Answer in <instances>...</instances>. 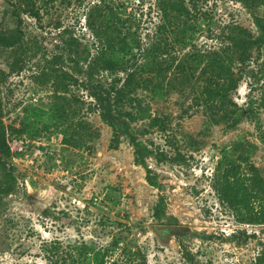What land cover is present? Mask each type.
Returning a JSON list of instances; mask_svg holds the SVG:
<instances>
[{
  "label": "rangeland",
  "instance_id": "1",
  "mask_svg": "<svg viewBox=\"0 0 264 264\" xmlns=\"http://www.w3.org/2000/svg\"><path fill=\"white\" fill-rule=\"evenodd\" d=\"M157 3L33 0L38 17L18 7L31 57L23 70L12 72V51H0V71L8 75L0 80V116L8 127L14 153L9 166L18 182L0 211V264H50L43 248L55 240L98 247L113 246L118 241L116 257L125 246L139 248L147 264H253L264 251V225L240 224L214 189L219 161L233 152L248 158L264 177L263 51H252L250 73L233 95L239 108L247 110L250 105L252 110L238 125L209 124L203 113L182 116L198 95L192 85L204 66L195 64L191 54L218 50L219 38L236 26L258 34L254 16L264 20V7L251 13L236 0H201L202 11L188 25L189 43L183 44L180 35L169 33L170 47L165 52L164 41L160 42L157 35L155 39L162 22ZM14 4L24 6L19 0L0 2V30L19 26ZM94 6L104 12L112 7L122 16L111 29L102 30L107 36L119 34L130 44L135 39L138 46L126 56L134 69L139 70L141 54L153 40L161 43L154 56L169 70L165 77L156 76L154 82L163 84L166 93L163 97L143 90L137 94L149 106L152 117L167 121V132L146 131L148 121L132 125L141 141L167 157L164 163L155 156L147 159L159 188L147 181V171L135 162L134 148L127 139H122L118 149L111 148L113 130L94 109V100L82 85L84 77L75 72L77 63L86 69L106 47L104 36L100 33L98 37L91 27L97 20L94 17L90 21L89 17ZM34 52L39 53L33 57ZM55 57L61 59L52 64ZM185 64L181 72L178 66ZM190 66L196 70L191 71ZM192 72V85H182L185 75ZM253 72L257 77L251 76ZM65 75L78 83L67 82L69 91L60 93L55 84L64 81ZM95 78L106 87L117 79L122 85L126 73L99 67ZM63 104L70 106V135L74 133L79 139L75 132L79 123L91 127L90 131L82 130V147L65 144L64 135L48 120L53 109ZM34 110L44 113L31 116ZM24 125L29 133L19 135L15 130ZM161 197L165 198L167 216L175 217L178 224L155 219ZM158 225L183 230L166 241L155 233Z\"/></svg>",
  "mask_w": 264,
  "mask_h": 264
},
{
  "label": "trees",
  "instance_id": "2",
  "mask_svg": "<svg viewBox=\"0 0 264 264\" xmlns=\"http://www.w3.org/2000/svg\"><path fill=\"white\" fill-rule=\"evenodd\" d=\"M201 0H158V8L161 12V25L155 33L160 42L164 41L163 49L170 47L168 35L174 33L180 35L181 42L188 44L187 35L189 33V22L197 19L202 8ZM242 4L249 12L253 13L260 7H264V0H236ZM0 2H9L10 0H0ZM22 4H14L16 6L15 16L18 27L13 30H0V51H12L15 61L10 64L11 71L17 69L23 70L24 62L30 58V49L26 46L25 33L20 27L22 18L18 7L26 13L38 17L39 13L33 8V0H19ZM19 5V6H18ZM89 14L90 21L95 17V25L91 22L93 30L97 31V36H104L106 47L102 49L93 61L85 69L77 63L75 72L78 76H83V87L88 91L90 97L94 100V109L99 113L101 120L111 127L113 130V138L111 140V148L118 149L123 138L127 139L134 148L135 162L146 169L147 181L155 188H159L160 184L153 170L149 168L147 159L156 157L160 163H164L167 157L163 153L151 150L150 146L141 141L137 133L133 130L132 125L138 122L148 121V130L159 129L166 133L168 123L166 120L152 117L149 106L144 100L138 96V91L143 90L150 92L157 97H163L164 85L154 82L156 76L165 77L168 75L169 67H163L159 64L155 52L159 50L160 42L153 40L150 47L142 52L143 62L139 65V70L134 69V65H129L126 56L132 52L135 46H138L133 39V43H128L126 38H120V35L107 36L102 27L111 29L112 26L122 21V16L112 7L109 11H102L100 6H94ZM255 24L258 28V34L236 26L231 30L230 34L220 37V48L218 50H207L206 52L198 51L191 54V59L198 65H204L199 77L192 85L194 73L185 75L182 85L194 86V93L198 94L194 98L193 104L183 110L182 116H193L203 113L206 121L213 125H229L235 127L242 118L252 112L250 105L247 110H242L233 100V95L238 91L240 83L244 77L250 73L248 65L252 59L253 50H262L264 54V20L258 16H254ZM96 22L99 23L96 25ZM99 32V33H98ZM115 32V31H114ZM224 33V32H223ZM166 37V39L164 38ZM211 39V38H210ZM142 47L139 42V48ZM39 52H34L33 57ZM111 53V54H109ZM19 55L22 56L19 57ZM61 58L55 57L51 60L52 64L58 62ZM21 62V65H20ZM185 65L178 66L181 72L185 71ZM104 71L125 72L126 78L124 83L121 80L114 81L111 86L106 87L103 83L95 78L98 68ZM187 67V66H186ZM191 71L195 68L188 67ZM264 69V61L263 66ZM51 73L57 78L59 74L56 71ZM151 76L147 77L145 76ZM64 77V74H62ZM8 75L0 71V80H6ZM65 75L64 81L57 80L56 90L60 93L69 91L70 84L67 82L78 80L73 76ZM253 78L257 77L255 73H251ZM203 85L199 87L198 83ZM58 99H65L58 96ZM1 102V98H0ZM264 105V96L262 98ZM70 106L68 104L57 105L48 120L54 122L57 130L64 135V143L73 147H82V130L90 131V125L79 123V128H75V132L79 135V139L74 138V133L70 135L71 125L68 121L70 114ZM34 110L30 115L36 116L40 113ZM19 135L29 133L27 127L21 130H15ZM37 131V130H36ZM95 138L98 134L94 135ZM13 147L9 142L8 127L0 116V211L3 208L5 197L14 193L17 188V178L10 168L9 163L13 157ZM235 152L231 155L223 157L216 168L214 189L216 190L219 200L222 204L230 208L240 224L264 225V177L260 169L250 162V160L242 155L235 156ZM165 198L161 197L155 207L154 217L157 221L163 222L167 220L169 224H178L175 217L167 216ZM43 248L46 259L50 264H147L146 256L139 248H131L125 246L121 249L116 257L118 241L113 246L98 247L85 242L80 244L69 243L65 245L59 240L46 243ZM116 257V258H115ZM137 262V263H136ZM253 264H264V251L258 256Z\"/></svg>",
  "mask_w": 264,
  "mask_h": 264
},
{
  "label": "water",
  "instance_id": "3",
  "mask_svg": "<svg viewBox=\"0 0 264 264\" xmlns=\"http://www.w3.org/2000/svg\"><path fill=\"white\" fill-rule=\"evenodd\" d=\"M183 230L177 226H163L158 225L154 227L155 233L162 239L169 241L174 233L180 232Z\"/></svg>",
  "mask_w": 264,
  "mask_h": 264
},
{
  "label": "flooded vegetation",
  "instance_id": "4",
  "mask_svg": "<svg viewBox=\"0 0 264 264\" xmlns=\"http://www.w3.org/2000/svg\"><path fill=\"white\" fill-rule=\"evenodd\" d=\"M178 233V232H177Z\"/></svg>",
  "mask_w": 264,
  "mask_h": 264
}]
</instances>
